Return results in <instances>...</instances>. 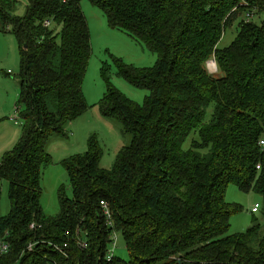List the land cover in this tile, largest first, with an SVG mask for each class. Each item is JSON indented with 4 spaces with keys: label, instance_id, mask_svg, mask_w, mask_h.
I'll return each mask as SVG.
<instances>
[{
    "label": "trees",
    "instance_id": "1",
    "mask_svg": "<svg viewBox=\"0 0 264 264\" xmlns=\"http://www.w3.org/2000/svg\"><path fill=\"white\" fill-rule=\"evenodd\" d=\"M26 1L20 16L18 0H0V32L20 49L23 128L0 158V198L7 181L11 207L0 217V239L9 243L0 264H264V225L254 218L245 232L230 234L242 206L225 199L231 184L257 193L264 217V22L253 19L264 14V0H88L111 30L157 62L136 67L113 57L120 78L150 93L143 104L102 68L101 114L121 122L132 142L111 170L101 167L94 136L85 153L62 161L73 195L59 190L55 216L41 206L43 168L52 162L47 145L89 110L83 84L91 34L80 0ZM235 25L234 41L219 48ZM114 233L129 259L107 261ZM65 243V255L54 250Z\"/></svg>",
    "mask_w": 264,
    "mask_h": 264
},
{
    "label": "rangeland",
    "instance_id": "2",
    "mask_svg": "<svg viewBox=\"0 0 264 264\" xmlns=\"http://www.w3.org/2000/svg\"><path fill=\"white\" fill-rule=\"evenodd\" d=\"M81 8L88 20L92 54L83 84L85 99L89 110L66 128V136L54 135L48 142L47 152L52 162L44 166L42 175L41 206L45 214L55 216L60 211L59 190L65 189L67 196L72 197V188L67 171L62 161L75 155L83 154L88 149V140L94 136L103 148L101 167L111 170L117 160L119 151L132 142V136L125 133L121 122L104 117L100 111V101L106 92V83L102 68L110 67L112 83L131 100L143 104L150 94L147 90L138 89L117 75L113 57L136 67H154L157 55L127 34L111 30L103 12L94 7L88 0H80ZM27 1L18 0L17 14L23 16ZM257 23L264 22V14L253 17ZM237 35V26L228 27L219 43V48L228 47ZM211 60L210 62H212ZM208 62V64L210 63ZM213 67V63H210ZM21 56L16 38L10 33L0 32V158L14 149L23 134L22 121L18 109L20 100ZM212 108L209 109V112ZM13 119L12 123L10 119ZM16 122L17 125H14ZM20 123V124H19ZM194 136L189 137L184 148L188 149ZM0 217L10 212L9 184L1 182ZM226 202L242 206V211L231 218L230 234L245 232L252 226L254 218L264 225L263 199L257 193H243L231 184L225 195ZM258 204L257 213L252 209ZM115 255L129 259L123 237L116 234ZM113 247V244L110 246Z\"/></svg>",
    "mask_w": 264,
    "mask_h": 264
},
{
    "label": "built area",
    "instance_id": "3",
    "mask_svg": "<svg viewBox=\"0 0 264 264\" xmlns=\"http://www.w3.org/2000/svg\"><path fill=\"white\" fill-rule=\"evenodd\" d=\"M251 18H252V14H246L245 15V19H246L247 22L250 21ZM45 25L49 26L50 25V21H46ZM210 63H213L214 66L211 67ZM210 63L208 64V70L211 73H214L216 71V63H215V61H212ZM18 118H19V116L15 117V119H18ZM261 144H264V142L261 141ZM257 168L259 169L260 167L258 166ZM101 204H102V207H103V210H104V214L106 215L107 219H110L111 218V212H110L108 204H106L105 202H102ZM259 208H260V206L258 204H256V206L252 209V212L253 213H257L259 211ZM109 224L112 225L111 222H109ZM116 240H117V236L114 233L113 234V243H112L113 247L112 248L110 247L108 252H107V255H106L107 261H111L114 258V256H115ZM78 244L81 247H86V244L83 241H78ZM67 247H68V243L63 244L62 246L53 244L54 250L58 251L60 254H63V255H65V250H66ZM8 250H9V243L6 240H4V239H0V258L5 253H7ZM29 250H32V245L29 246Z\"/></svg>",
    "mask_w": 264,
    "mask_h": 264
},
{
    "label": "crops",
    "instance_id": "4",
    "mask_svg": "<svg viewBox=\"0 0 264 264\" xmlns=\"http://www.w3.org/2000/svg\"><path fill=\"white\" fill-rule=\"evenodd\" d=\"M12 121H13V119L11 118L10 119V122L12 123ZM15 124L14 125H17V123L16 122H14ZM20 124V123H19ZM72 124V123H71Z\"/></svg>",
    "mask_w": 264,
    "mask_h": 264
},
{
    "label": "water",
    "instance_id": "5",
    "mask_svg": "<svg viewBox=\"0 0 264 264\" xmlns=\"http://www.w3.org/2000/svg\"><path fill=\"white\" fill-rule=\"evenodd\" d=\"M179 264H182L181 262Z\"/></svg>",
    "mask_w": 264,
    "mask_h": 264
}]
</instances>
